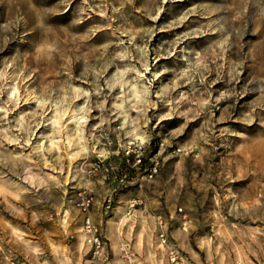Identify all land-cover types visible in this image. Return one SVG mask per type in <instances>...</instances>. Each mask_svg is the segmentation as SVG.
Segmentation results:
<instances>
[{"label":"rangeland","instance_id":"rangeland-1","mask_svg":"<svg viewBox=\"0 0 264 264\" xmlns=\"http://www.w3.org/2000/svg\"><path fill=\"white\" fill-rule=\"evenodd\" d=\"M0 133V264H264V0H0Z\"/></svg>","mask_w":264,"mask_h":264},{"label":"built area","instance_id":"built-area-1","mask_svg":"<svg viewBox=\"0 0 264 264\" xmlns=\"http://www.w3.org/2000/svg\"><path fill=\"white\" fill-rule=\"evenodd\" d=\"M124 157L126 162H130L131 157V167L137 169L142 173L144 177H153L158 171L159 161L154 158V155L149 157L145 154V146L136 144L134 141L128 143L126 150L124 151ZM146 159L149 163H146ZM103 161V160H102ZM96 170L100 169L106 175L111 177L112 188L111 192L105 198V208H111L113 204V193L118 189L127 186L131 182L130 171L123 168L121 165L112 164L111 162L98 163L95 167ZM94 203V197L91 193L83 191L80 193L77 205L80 210L84 212V222L83 230L87 237V242L91 246V252L94 257L99 256L105 247V240L101 228L93 220L91 214H89L90 208ZM137 201H130L128 204V213L131 212L136 206ZM160 244L168 247V257L172 263L184 264L182 257H180L178 250L175 248H170V242L168 234L165 230L159 233ZM11 264H21L20 261H11Z\"/></svg>","mask_w":264,"mask_h":264},{"label":"bare ground","instance_id":"bare-ground-1","mask_svg":"<svg viewBox=\"0 0 264 264\" xmlns=\"http://www.w3.org/2000/svg\"><path fill=\"white\" fill-rule=\"evenodd\" d=\"M11 93L14 95V96H16L17 94H18V92H17V90L16 89H14L13 91H11ZM19 95V94H18ZM18 97V96H17ZM15 100V99H14ZM17 100V99H16ZM6 108V107H5ZM6 111H8V108H6ZM75 115V114H74ZM76 116V115H75ZM81 116H83V114L81 115ZM81 116H79L78 118H79V122L80 121H83L84 120V118L83 119H81L80 120V118H81ZM80 133V132H79ZM1 134V133H0ZM16 137V136H15ZM2 139V138H1ZM3 140L4 141H7V143L8 142H13L14 140H16V138H12V137H10V135L8 136V135H6V133H5V138H3ZM51 140V139H50ZM19 141V140H18ZM21 141V140H20ZM26 141V140H25ZM54 141V140H53ZM70 140H68L67 141V143L69 142ZM17 142V141H16ZM51 142H52V140H51ZM14 143V142H13ZM37 145H39V144H37ZM35 146V145H34ZM78 148H80V149H82V150H85V149H87L88 148V144L84 141V140H82L81 138H80V140L79 141H77V145H76ZM39 147V146H38ZM37 147V148H38ZM40 148V147H39ZM258 149V148H257ZM258 152V151H257ZM260 152V151H259ZM263 152V151H262ZM262 154V153H261ZM260 155V154H259ZM246 156V155H245ZM244 157V156H243ZM263 159V158H262ZM246 161H248V160H246ZM28 177V176H27ZM22 179V178H21ZM24 179V178H23ZM27 179V178H26ZM29 179V178H28ZM28 181V180H27Z\"/></svg>","mask_w":264,"mask_h":264},{"label":"crops","instance_id":"crops-1","mask_svg":"<svg viewBox=\"0 0 264 264\" xmlns=\"http://www.w3.org/2000/svg\"><path fill=\"white\" fill-rule=\"evenodd\" d=\"M112 182V181H111ZM162 246V245H161ZM168 263H170V262H168ZM10 264H11V262H10Z\"/></svg>","mask_w":264,"mask_h":264}]
</instances>
